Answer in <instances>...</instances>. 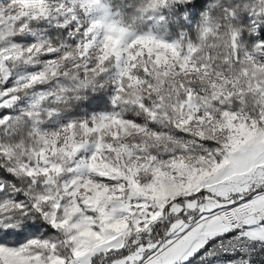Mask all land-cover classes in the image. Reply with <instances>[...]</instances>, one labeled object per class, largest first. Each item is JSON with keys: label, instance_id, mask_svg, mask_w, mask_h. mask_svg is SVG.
Masks as SVG:
<instances>
[{"label": "snow or ice", "instance_id": "snow-or-ice-1", "mask_svg": "<svg viewBox=\"0 0 264 264\" xmlns=\"http://www.w3.org/2000/svg\"><path fill=\"white\" fill-rule=\"evenodd\" d=\"M0 264H264V0H0Z\"/></svg>", "mask_w": 264, "mask_h": 264}]
</instances>
